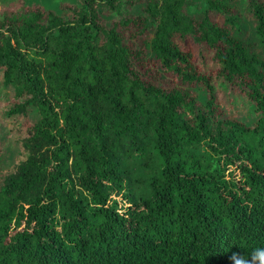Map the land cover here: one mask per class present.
Here are the masks:
<instances>
[{"label":"trees","instance_id":"obj_1","mask_svg":"<svg viewBox=\"0 0 264 264\" xmlns=\"http://www.w3.org/2000/svg\"><path fill=\"white\" fill-rule=\"evenodd\" d=\"M128 1L0 13V264H261L264 0Z\"/></svg>","mask_w":264,"mask_h":264},{"label":"rangeland","instance_id":"obj_2","mask_svg":"<svg viewBox=\"0 0 264 264\" xmlns=\"http://www.w3.org/2000/svg\"><path fill=\"white\" fill-rule=\"evenodd\" d=\"M141 0H130L126 2L120 13L103 9L101 11L104 22L111 23L120 18L121 15L137 14L141 12L142 6L138 2ZM81 0H0V13L4 10H13L22 6L26 7H43L57 12L63 13L65 5H77ZM237 11L243 15L241 18V29L245 37H252L254 34V22L249 18L250 11L247 9L244 0H237ZM203 8L202 0H189L187 11L193 15H197ZM65 13V12H64ZM211 16L217 22L223 20V16L217 13H211ZM14 90L12 87L6 86L2 80V73L0 71V146L2 152L13 157L16 154L14 135H9L10 123L5 119L4 111L13 104Z\"/></svg>","mask_w":264,"mask_h":264},{"label":"clouds","instance_id":"obj_3","mask_svg":"<svg viewBox=\"0 0 264 264\" xmlns=\"http://www.w3.org/2000/svg\"><path fill=\"white\" fill-rule=\"evenodd\" d=\"M260 262L261 264H264V254L259 256Z\"/></svg>","mask_w":264,"mask_h":264}]
</instances>
